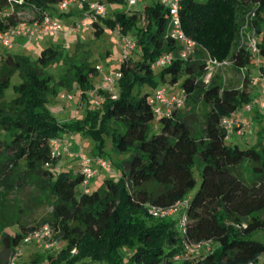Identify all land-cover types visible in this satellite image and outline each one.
<instances>
[{"label":"trees","instance_id":"1","mask_svg":"<svg viewBox=\"0 0 264 264\" xmlns=\"http://www.w3.org/2000/svg\"><path fill=\"white\" fill-rule=\"evenodd\" d=\"M56 2L0 0V29L19 20L14 11L5 13L10 6L33 12L49 9L59 17L74 13L58 12ZM253 9L258 49L253 52L240 44L230 51V65L237 72L247 69L240 86L225 84L218 74L206 81V59L199 45L188 58L179 55L182 44L169 33V6L162 0L147 2L131 13L92 20L96 36L106 25H121L124 34L135 27L136 54L120 63L117 97L100 88L105 95L101 106H88L82 118L61 120L57 112L65 106L62 90H79L87 98V90L95 87L99 71L86 43L79 41L72 52L61 43L50 44L36 58L11 51L0 55V243L4 248L0 264H10L23 236L46 222L52 225L54 238L64 242L55 247L57 255L35 252L29 261L16 264H117L123 259L127 264H243L264 255V133L260 129L256 144L242 147L229 141L221 124L222 117L255 101L249 67L256 59L260 74L264 72V0H182L180 15L186 32L223 59L229 52V38L221 17L231 21L236 11L242 15ZM229 29L235 32L233 21ZM236 35L237 39L239 31ZM171 50L176 53L171 63L153 66ZM15 73L19 81L7 97ZM166 82L180 84L184 106L188 103L191 109L181 112L183 106L158 115L161 128L154 131L155 113L148 96ZM146 83L153 89L144 88ZM198 103L204 109L195 123L190 115ZM253 110L261 120L258 105ZM89 122L101 138L94 155L105 157L103 133H107L113 137L114 150L125 156L110 160L117 175H108L99 186L83 191L80 164L77 170L56 169L60 156L52 154L51 139L68 137ZM195 168L200 170L201 182L187 196L197 184ZM25 184L45 191L52 198V208L38 224H19L11 232L4 216L5 197ZM183 198H187L185 233L178 226V215L158 217L148 211V203L169 206ZM185 237L190 242L210 239L214 250L196 259L174 261ZM126 249H130L127 257Z\"/></svg>","mask_w":264,"mask_h":264},{"label":"rangeland","instance_id":"2","mask_svg":"<svg viewBox=\"0 0 264 264\" xmlns=\"http://www.w3.org/2000/svg\"><path fill=\"white\" fill-rule=\"evenodd\" d=\"M87 2H91L94 0H86ZM154 0H145L139 1L132 6H129L125 0H102V2L106 6V15L107 17L114 16L116 17L119 12H127L131 13L136 9H142V7L147 2H153ZM72 10L74 13H70V16L66 14L62 15L60 19L63 23V28L59 32H48L41 35L38 39L31 40L27 46H20L13 44L9 46L4 44L0 40V55L4 52L11 51L14 53H24L29 55L32 58H36L41 50L50 44L61 43L66 51L72 52L77 47L79 41L86 43L85 46H88L92 50L91 59L93 62L98 65L101 64L105 68H109L111 70H116L119 65V59L122 56V49L120 47V38L124 34L121 30V25H116L114 27L106 25L103 31L96 36L94 31V25L91 20H88V24L81 29H76L72 26V23L78 20L82 12L80 8L76 5L72 6ZM71 11V10H70ZM69 11V12H70ZM255 17H257V11L255 9L247 11L242 15L237 11L232 16L231 14V21L226 19L224 16L221 17L222 24L225 25L226 30L228 31V38H229V52L223 56V59H230V51L234 46L245 44L247 45L253 52H256L254 47V42L257 43L259 46V33L255 29ZM71 18V19H70ZM146 20L142 19V23H145ZM233 21L235 24V32L231 33L229 26L230 23ZM140 24V23H138ZM238 28V30H237ZM135 27L132 29H128L126 34L131 38H135L134 33ZM239 31L240 35L236 39L235 35ZM238 35V34H237ZM236 35V36H237ZM29 41V40H28ZM197 45L202 49L203 56L207 57L209 54H212L210 49L201 44V42H197ZM233 46V47H232ZM133 54H136L133 51ZM213 55V54H212ZM258 57V56H255ZM254 57V58H255ZM57 66H54L56 69ZM247 69L244 68L242 71L237 72L232 65H224L218 66L213 69L212 75H219L225 84L227 85H236L240 86L243 83V80L246 76ZM250 73L253 74V78L251 79L252 87L251 90L254 92V99L257 100L261 94V89L263 85V80L261 78L259 63L255 59L253 63H251L249 67ZM102 74H97L94 78V82L96 86H99L101 82ZM19 81L18 73H15L11 78V84L7 87L6 96L11 97L13 94V84ZM168 88H173L175 91H182V87L179 83L172 84L166 82L165 84ZM144 88H148L150 90L153 89V86L150 83H146ZM118 91V89H116ZM67 93L66 89L62 90L61 93ZM72 92L76 93L75 99L72 101V104H69L66 98H62L61 93L60 97L65 103V106L57 112V117L62 120L69 119L70 115L75 112V115L79 118H82L87 114L88 106L91 108L94 106L93 101H89L86 103L85 107H80L77 105V99L79 98V90H74ZM191 106L186 103V105L181 109V112L188 111ZM204 106L201 103H198L195 106V113L191 114L190 116L194 120L195 123H198V119H200L201 114L203 112ZM159 116L155 114L154 118L151 120V126L154 131H158L161 128V124L159 121ZM253 125L245 128L242 134H238L235 138H230L229 141H236L242 147L251 146L256 144L259 132L257 129H262L264 133V118L258 120L255 118H248ZM100 126V124H99ZM91 122H89L85 127L75 131L68 135L69 142L68 149H62V153L60 159L57 163H55L56 169H62L67 166V163L70 166L74 167L76 170L78 169L80 163V156L79 153L83 152L84 154H91L93 152V148L96 144L101 143V138H97L92 131ZM104 144L103 148L105 151V157L111 161H117L122 159L125 155L117 153L113 148V137L107 133H103ZM195 176L197 178V184L195 187L191 188L188 191L187 196H190L195 193L198 189L200 182H201V173L198 168L194 169ZM118 169L117 167H106L104 171H99L91 180L90 186L95 188L99 186L105 177L108 175H117ZM7 206L4 210L5 219H7V229L11 232L16 231L19 229V224L24 225H31L33 223L38 224V221L46 215L52 208V198L42 190L37 189L35 186L31 184H25L23 186L17 187L13 189L11 192H7L5 197ZM63 244V241H60ZM59 243V245H60ZM58 245V246H59ZM214 246V243H213ZM4 248L1 246L0 243V252H2ZM5 252V251H4ZM43 253L45 257L48 256L49 253H53L54 256L57 255L58 249L48 248L44 249L42 246H37L35 244H29L22 246V249L18 255L17 261L20 262H27L32 257L33 254ZM124 256L130 253V249L125 250ZM204 248L200 247L198 252L196 251L195 254L190 259H196L199 256L203 255ZM8 255V253H7ZM48 260V258H45ZM127 259H123L121 263H123ZM185 261V260H183ZM107 262V261H105ZM181 262V261H178ZM108 263V262H107ZM108 264H115V263H108ZM120 264V263H117ZM192 264V263H188Z\"/></svg>","mask_w":264,"mask_h":264},{"label":"built area","instance_id":"3","mask_svg":"<svg viewBox=\"0 0 264 264\" xmlns=\"http://www.w3.org/2000/svg\"><path fill=\"white\" fill-rule=\"evenodd\" d=\"M23 0H19L22 2ZM129 6L143 0H125ZM169 6L170 13V25L169 33H171L182 44L179 55L183 58L188 56L197 45V40L190 36L182 24L180 15V7L182 0H162ZM76 5L83 12L81 17L72 23V26L76 29H81L88 24V20H96L101 15H105L106 6L102 1L94 0L86 2V0H57L55 3V9L58 12H67L72 10V6ZM14 11L19 20L15 24H12L4 29H0V40L9 46L14 44L13 36L21 35L27 39H38L41 35L48 32H59L63 28L62 20L59 16L53 14L49 9H42L37 12H33L25 8H15L14 6L7 7L5 12L9 15ZM120 47L122 49V56L119 59L121 63L134 51L136 47V41L127 34H123L120 38ZM254 47L257 50V43L254 42ZM176 56V53L171 50L161 54L154 62L153 66L159 67L171 63ZM206 59V73L204 79L209 81L212 77L213 69L218 66L230 65L231 59H219L212 54H209ZM1 61V57H0ZM98 71L102 73V80L99 86L88 89L86 95L89 96L94 104V107H100L105 95L100 92V88L106 89L111 92L112 97H117L116 80L121 76L122 72L120 65L116 70L105 68L103 65H97ZM263 85L261 94L255 101H250L243 106V110L248 112L254 109L255 104L258 108L264 111V72L261 73ZM67 93H61L62 98H66L69 104L76 97V93L73 90H66ZM149 102L152 109L157 115H169L176 108L183 107L185 104V96L183 93L170 90L166 85H160L155 87L149 94ZM75 112L70 117H75ZM221 124L227 131V137H231L232 134H242L248 126L252 124L244 115L240 114L238 110L233 111L229 115L222 117ZM68 137L57 136L51 139L52 154L54 156H61L62 149H68ZM80 156V170L83 172L84 177L81 182V188L83 191H90V182L94 175L97 173L99 167H112V163L109 159L102 155H87L83 152L79 153ZM187 198L178 200L172 205L162 206L155 203H148V211L153 216L162 217L165 215H178V226L183 233L187 231V213L185 211V205ZM35 244L42 246L44 249L53 248L59 245V241L54 238V229L48 222L35 227L28 231L22 238L20 244L15 250L14 255L11 258L10 264H16L18 255L22 249V246ZM200 247L204 248V254L213 251V242L210 239H203L198 242H190L186 237L183 239V247L180 251L174 253L172 259L174 261H183L191 258L195 252H198ZM75 250V249H74ZM202 256V255H201ZM95 264H108L107 262L100 261ZM120 264H127L124 261ZM144 264V263H142ZM243 264H264V255L258 257L257 260H250Z\"/></svg>","mask_w":264,"mask_h":264},{"label":"crops","instance_id":"4","mask_svg":"<svg viewBox=\"0 0 264 264\" xmlns=\"http://www.w3.org/2000/svg\"><path fill=\"white\" fill-rule=\"evenodd\" d=\"M143 1H145V0H143ZM72 14V13H71ZM67 16H70V13H67ZM71 19V18H70ZM29 39H27L25 36H21V35H15V36H13V41H14V44L15 45H13V46H16V45H20V46H27L28 44H29V42L31 41V40H29ZM32 40H35V39H32ZM98 74H102L101 72H99ZM101 80H102V78H101ZM95 86H96V84H95ZM89 101H92V99L89 97V96H87V98L85 97V96H82V95H80L79 94V98L77 99V105L78 106H80V107H85V105H86V103L87 102H89ZM239 112H240V114H242V115H244L247 119L248 118H250V119H252V118H257V116H256V114H257V111H255V110H252V111H248V112H246V111H244L243 110V108H239V109H237ZM261 115H262V118H264V111L263 110H259L258 111ZM61 119V118H60ZM63 119V118H62ZM61 119V120H62ZM258 119V118H257ZM251 125H253V122H252V124ZM249 127V126H248ZM259 128L257 129V131L259 132ZM236 135H238V134H232L231 135V137L230 138H235V136ZM89 155H94V153L93 152H91V154H89ZM66 167H71L70 166V164H68L67 163V166ZM106 169V167H99V169H98V171H97V173L101 170V171H104ZM96 173V174H97ZM95 174V175H96ZM94 175V176H95ZM93 179V178H92Z\"/></svg>","mask_w":264,"mask_h":264}]
</instances>
